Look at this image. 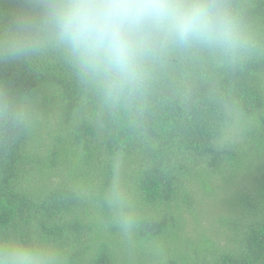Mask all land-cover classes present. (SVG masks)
Listing matches in <instances>:
<instances>
[{"label": "trees", "instance_id": "16d2710c", "mask_svg": "<svg viewBox=\"0 0 264 264\" xmlns=\"http://www.w3.org/2000/svg\"><path fill=\"white\" fill-rule=\"evenodd\" d=\"M235 52L165 47L115 98L60 49L0 53V243L53 264H264V0ZM30 0H0V37Z\"/></svg>", "mask_w": 264, "mask_h": 264}, {"label": "clouds", "instance_id": "9594fccd", "mask_svg": "<svg viewBox=\"0 0 264 264\" xmlns=\"http://www.w3.org/2000/svg\"><path fill=\"white\" fill-rule=\"evenodd\" d=\"M30 8L0 37V53L21 58L55 47L115 98L143 86L165 47L235 52L249 39L222 0H30ZM0 264H53V254L0 243Z\"/></svg>", "mask_w": 264, "mask_h": 264}]
</instances>
